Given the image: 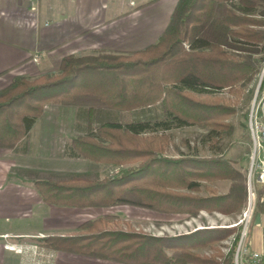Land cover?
Wrapping results in <instances>:
<instances>
[{"label": "trees", "instance_id": "trees-1", "mask_svg": "<svg viewBox=\"0 0 264 264\" xmlns=\"http://www.w3.org/2000/svg\"><path fill=\"white\" fill-rule=\"evenodd\" d=\"M263 62L264 0H178L157 42L142 51L69 56L57 74L15 77L0 91V149L16 147L46 105L75 107L84 115L159 106L161 118L105 122L67 145L71 157L116 166L136 162L137 168L100 181H35L42 201L77 209L131 206L164 214L236 215L246 203V175L228 160L199 157L196 151L166 157L168 132L198 127L230 133L227 121L236 113L235 104L217 95L238 98ZM215 181H228L227 192L217 194L201 184ZM202 188L205 197L176 192ZM116 224L112 217H101L38 243L49 251L117 264H217L193 251L238 234L235 228H212L156 237L112 227ZM223 264H233L232 253Z\"/></svg>", "mask_w": 264, "mask_h": 264}, {"label": "crops", "instance_id": "crops-1", "mask_svg": "<svg viewBox=\"0 0 264 264\" xmlns=\"http://www.w3.org/2000/svg\"><path fill=\"white\" fill-rule=\"evenodd\" d=\"M177 3L178 0H0V91L15 77L34 80L44 74H57L62 60L69 56H124L142 51L157 42ZM46 115L42 116L43 122L35 121L16 147L0 149V219L15 223L13 228L0 231V264H12L13 260L18 264L17 254L9 252L14 248L39 246L42 238L76 231L83 222L80 213H89L93 218L89 209L43 202L33 185L35 181L63 180L60 178L63 173L67 175L65 169L70 161L69 157L58 158L60 152H67L68 130L56 126L62 121L59 113ZM50 118L52 126L47 125ZM74 118L85 120L83 114ZM253 229L249 247L257 251L262 246L258 231H262L255 225ZM54 256L77 264L93 261L60 252Z\"/></svg>", "mask_w": 264, "mask_h": 264}, {"label": "rangeland", "instance_id": "rangeland-1", "mask_svg": "<svg viewBox=\"0 0 264 264\" xmlns=\"http://www.w3.org/2000/svg\"><path fill=\"white\" fill-rule=\"evenodd\" d=\"M184 47L188 48L186 44H184ZM217 97L229 99L235 104L236 113L227 121L232 126V131L230 133L211 134L209 133V130L198 127L172 129L168 132L171 136V141L165 156L177 158L179 154L187 155L196 151L199 157L209 158L215 156L228 160L234 164L236 169L246 175L249 166V155L251 152V138L248 130V120L253 104L258 108L259 120L264 124V62L261 73L244 88L238 98L231 96L226 92L218 94ZM49 112H52V114L59 113L60 117L58 118H61L62 121H59L56 126L62 130H68L66 132L69 134V143L72 138L84 135L88 133L90 129H93L99 124L105 122H121L124 124L135 120L153 121L157 118H161L162 115L161 108L159 106L139 109L129 113H106L91 110L86 113V115L83 114L85 120L83 122H79V120L76 121L74 117L76 114L78 117V114H81L82 111L75 107L59 108L57 106L55 107V105H46L43 108L42 116H47L46 114ZM42 116L37 120H40L41 122V119L43 118ZM46 118L48 119V117ZM49 120L51 122H48L47 125L52 126V122L54 123V121H52L51 118ZM36 149L38 150V147H36ZM68 157V160L70 161H68V165H66L67 167L65 169V174L67 175L63 176V173L60 178L63 180L80 177L91 181H100L104 178L120 176L129 169L137 168L139 165V163L136 162L119 166L96 164L80 157H71L69 155V151L64 153L60 152L58 154L59 159L66 160L65 158ZM70 158H73V160ZM201 184L210 190H214L217 194L226 193L229 187L228 181H215L211 184L202 182ZM176 192L191 194L198 197H205L208 195V192L204 188L197 193H188L185 191ZM256 194L258 197L256 200L257 212L254 214L253 221L248 227L244 242L246 248L250 249L249 244L251 241V233L254 230V225L256 226L255 218L260 215L262 224L258 227L261 228L260 230L262 232H258L259 236L262 238V246L260 247V250L254 251L259 252L264 250V189L257 188ZM83 209H89L88 211L93 213L92 216L95 219L101 217L114 218L116 222H118V224L112 226L114 228L119 227L124 230L130 228L134 231L143 232L156 237L184 236L201 229H237V237L233 234L227 239L217 242L213 245V247L199 248L193 251V253L197 254L199 257L215 260L217 264H223L231 253L234 260L236 248L243 229L242 226L234 225L243 224V222H245L244 220L250 219L251 216L250 199H246V203L239 214L229 216L206 212H200L195 216L178 213L164 214L131 206L101 207L98 209L99 211L91 210L94 209L92 207ZM97 215L99 216L97 217ZM88 218H92L89 213H80V220L83 221L80 225L87 221L95 220L93 218L91 220H87ZM14 225L15 223H13L11 219H0V231L2 229L13 228ZM39 246L35 245L28 247L27 249L14 248L13 251L10 250L9 252L17 254L18 258H15L17 259L18 264H77L69 260H56V258H54V254L59 252L49 251L41 245ZM250 251L253 250L250 249ZM92 260L93 261L78 264H117L103 260L94 261L97 259ZM12 264H15L14 260L12 261ZM260 264H264V256L260 261Z\"/></svg>", "mask_w": 264, "mask_h": 264}, {"label": "built area", "instance_id": "built-area-1", "mask_svg": "<svg viewBox=\"0 0 264 264\" xmlns=\"http://www.w3.org/2000/svg\"><path fill=\"white\" fill-rule=\"evenodd\" d=\"M76 1V0H70ZM34 11L35 8H32ZM36 61V59L34 60ZM258 108L253 104L248 120V130L251 138V152L249 155V166L246 173V189L247 199L251 203L250 219H245L243 224L234 226H242V233L237 246V254L234 256L233 264H260L264 256V250L259 252L250 251L245 246V238L249 225L253 221L254 214L257 212V188L264 189V124L259 120ZM256 226H261L262 220Z\"/></svg>", "mask_w": 264, "mask_h": 264}, {"label": "water", "instance_id": "water-1", "mask_svg": "<svg viewBox=\"0 0 264 264\" xmlns=\"http://www.w3.org/2000/svg\"><path fill=\"white\" fill-rule=\"evenodd\" d=\"M263 73V72H262ZM259 221H260V218H259V215L258 216H256V218H255V224L257 225V224H259Z\"/></svg>", "mask_w": 264, "mask_h": 264}, {"label": "bare ground", "instance_id": "bare-ground-1", "mask_svg": "<svg viewBox=\"0 0 264 264\" xmlns=\"http://www.w3.org/2000/svg\"><path fill=\"white\" fill-rule=\"evenodd\" d=\"M245 221V220H244ZM238 246V245H237ZM235 254H237V248H236V252H235ZM235 256V255H234Z\"/></svg>", "mask_w": 264, "mask_h": 264}]
</instances>
